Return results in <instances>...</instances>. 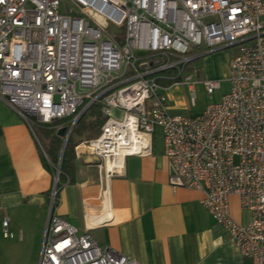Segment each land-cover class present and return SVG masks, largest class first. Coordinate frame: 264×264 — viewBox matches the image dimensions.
Masks as SVG:
<instances>
[{"label":"built area","instance_id":"1","mask_svg":"<svg viewBox=\"0 0 264 264\" xmlns=\"http://www.w3.org/2000/svg\"><path fill=\"white\" fill-rule=\"evenodd\" d=\"M262 18L264 0H0V99L33 134V125L68 118L54 126L65 127L67 138L99 105L100 133L74 150L99 159L105 186L123 174L125 157L151 153L160 127L170 184L202 191V205L241 254L264 264ZM110 25L124 26L122 43ZM228 47L236 48L229 90L198 114L169 113L174 86L200 83L209 94L221 88L219 80H194L185 69ZM55 165L37 264H143L53 212L61 185ZM231 194L251 211L248 222L232 218ZM1 231L14 236L8 217Z\"/></svg>","mask_w":264,"mask_h":264},{"label":"crops","instance_id":"2","mask_svg":"<svg viewBox=\"0 0 264 264\" xmlns=\"http://www.w3.org/2000/svg\"><path fill=\"white\" fill-rule=\"evenodd\" d=\"M204 60L210 72L207 78L214 79L211 59ZM168 95L171 98L169 90ZM168 105L169 113L186 115L170 100ZM155 131L151 153L125 157L123 174L109 178L106 186L99 159L74 150L67 173L61 176L53 212L78 232L89 230L102 247L143 264H252L202 205V191L170 184L163 136L157 143ZM41 153L45 152L35 133L0 99V227L2 218L8 217L10 229L18 230L12 231L17 245L2 252L19 256L24 233L37 219L34 258L28 264H37L53 187V172L43 164ZM229 205L234 220H250L251 211L241 208L237 194L230 195Z\"/></svg>","mask_w":264,"mask_h":264},{"label":"rangeland","instance_id":"3","mask_svg":"<svg viewBox=\"0 0 264 264\" xmlns=\"http://www.w3.org/2000/svg\"><path fill=\"white\" fill-rule=\"evenodd\" d=\"M63 10V6H62ZM109 30L113 32L119 43H122L124 40L125 35V28L123 27H114L113 25L109 26ZM236 48L235 47H228L224 48L215 52H212L210 54H207L203 57H201L198 60H194L190 62L185 71H190L193 74L194 80H202V79H209L207 78L208 70L205 66V58H210L212 61V70L214 80H219L221 83V88L218 90H215L213 93L209 94L204 89L203 85L200 83H193L190 85H179L174 86L169 89V93L171 94L170 101L173 105L178 107V109L182 110L184 114L186 115H195L200 113L207 104L217 102L221 96L226 93L229 90V82L227 80L228 76V68L227 65L229 64L230 59L235 55ZM203 59V60H202ZM225 67V68H224ZM194 93V105L191 104V95ZM149 104L147 103V109L149 110ZM68 118L62 119L61 121H66ZM63 123V122H61ZM61 123L57 124L60 125ZM33 131L35 133L36 139L43 146H47V140L45 138L44 132L37 126H32ZM55 129V128H54ZM53 129V130H54ZM155 141L159 144H161L162 140V131L160 127L155 128ZM71 133V132H70ZM86 132L80 136L76 137L78 140H84L86 138ZM61 138V137H60ZM61 141H63V137L61 138ZM41 145V146H42ZM57 164V163H55ZM54 164V165H55ZM56 166V165H55ZM56 170L53 168V175H55ZM61 175V174H59ZM57 184H59L57 182ZM55 199V198H54ZM49 208L46 210V215L44 218V224H43V232H44V226L46 222V218L48 215ZM39 221L37 219H34L31 221V224H29L28 232L27 230L24 233V240L22 241L21 249L18 251L19 256L9 257L2 251L6 252L8 247L15 246L16 243V237L15 238H5L2 235L1 227H0V264H14L16 260H20L21 264H28L31 263V260L34 258V250L36 247V234L38 230ZM18 229V228H17ZM11 231H13L15 234L18 230L15 228H11ZM16 231V232H15ZM43 232H41V238L39 241V247L42 242Z\"/></svg>","mask_w":264,"mask_h":264},{"label":"trees","instance_id":"4","mask_svg":"<svg viewBox=\"0 0 264 264\" xmlns=\"http://www.w3.org/2000/svg\"><path fill=\"white\" fill-rule=\"evenodd\" d=\"M64 122L61 120L54 121L52 124H39L37 125L45 135L47 140V146H43L42 150L45 152L47 158L41 153L43 164L53 172L52 164L57 163L59 157V151L61 147V138L57 136V130L54 126ZM104 122V118L100 112V106L94 105L88 111L84 112L76 121L71 133L67 138L66 145L64 147L63 155L60 163V180L63 173H67L69 168V158L74 154V147L80 142L76 137L82 136L86 132V138L84 140L92 139L100 133L101 125ZM54 129V130H53ZM82 141V140H81Z\"/></svg>","mask_w":264,"mask_h":264},{"label":"water","instance_id":"5","mask_svg":"<svg viewBox=\"0 0 264 264\" xmlns=\"http://www.w3.org/2000/svg\"><path fill=\"white\" fill-rule=\"evenodd\" d=\"M57 136L59 137H63V141L61 143V147H60V151H59V157H58V163L60 164L61 163V158H62V155H63V151H64V147L66 145V142H67V137H66V133H65V127H62L60 128L58 131H57Z\"/></svg>","mask_w":264,"mask_h":264}]
</instances>
